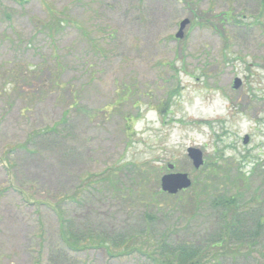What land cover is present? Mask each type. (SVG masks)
Listing matches in <instances>:
<instances>
[{"label":"rangeland","instance_id":"obj_1","mask_svg":"<svg viewBox=\"0 0 264 264\" xmlns=\"http://www.w3.org/2000/svg\"><path fill=\"white\" fill-rule=\"evenodd\" d=\"M177 245L264 264V0H0V264Z\"/></svg>","mask_w":264,"mask_h":264},{"label":"trees","instance_id":"obj_2","mask_svg":"<svg viewBox=\"0 0 264 264\" xmlns=\"http://www.w3.org/2000/svg\"><path fill=\"white\" fill-rule=\"evenodd\" d=\"M225 201H229L228 199H224ZM227 208L225 210V213L227 214L229 211L235 212L236 206L232 209L231 206L226 205ZM232 221V220H231ZM234 222L232 221L231 223L227 224V228L224 227L225 229V238L221 239L222 241L220 242H226L228 238L231 236V230L233 228ZM62 226H65L62 224ZM259 226V225H258ZM64 240L68 242V235L66 234L64 236ZM164 244L166 245V242L164 241ZM253 244L251 243L250 246ZM69 247H73L75 250H80L84 249L87 247H103V244H91L88 243L84 246H78L76 244H68ZM167 246V245H166ZM158 248L162 249V245L159 244ZM171 251L166 252L164 255H159L158 257H155L154 255L150 256L149 258L155 263V264H206V260L201 258V253L198 250H195L194 247H185L181 245H177L175 247H172L169 249Z\"/></svg>","mask_w":264,"mask_h":264},{"label":"water","instance_id":"obj_3","mask_svg":"<svg viewBox=\"0 0 264 264\" xmlns=\"http://www.w3.org/2000/svg\"><path fill=\"white\" fill-rule=\"evenodd\" d=\"M189 24L188 20H184L179 24V31L176 34L177 39L182 38L183 29ZM241 85L239 79L234 80L233 88L238 89ZM248 138L245 137L243 143L247 144ZM188 158L191 160L194 169H199L203 165L202 153L195 148H188L186 150ZM168 171H173V165H167ZM191 180L186 174L182 173H168L160 179V189L163 193L173 196L179 192L185 191L191 187Z\"/></svg>","mask_w":264,"mask_h":264}]
</instances>
